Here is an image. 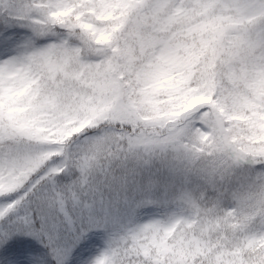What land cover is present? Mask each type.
I'll use <instances>...</instances> for the list:
<instances>
[{"label":"snow or ice","instance_id":"snow-or-ice-1","mask_svg":"<svg viewBox=\"0 0 264 264\" xmlns=\"http://www.w3.org/2000/svg\"><path fill=\"white\" fill-rule=\"evenodd\" d=\"M0 38L2 252L264 264V0H0Z\"/></svg>","mask_w":264,"mask_h":264},{"label":"rangeland","instance_id":"rangeland-1","mask_svg":"<svg viewBox=\"0 0 264 264\" xmlns=\"http://www.w3.org/2000/svg\"><path fill=\"white\" fill-rule=\"evenodd\" d=\"M3 47H4V44H3L2 38H0V50H2ZM163 211L164 210L162 208L148 206V207L140 209L139 215L141 219L147 220L149 218L159 217L163 213ZM90 239L95 240L96 243H90L89 240H86L82 242L81 248L78 249L77 252L73 253L75 264H78L80 260L88 259L91 256H94L97 253V251L101 247H103V234L102 233H97L95 235L90 234ZM35 258L37 257L32 256L31 254H26V256L23 257V259L28 260L30 264H33ZM0 261H2L3 264H21V258L11 261L10 259L3 258L0 256Z\"/></svg>","mask_w":264,"mask_h":264},{"label":"trees","instance_id":"trees-1","mask_svg":"<svg viewBox=\"0 0 264 264\" xmlns=\"http://www.w3.org/2000/svg\"><path fill=\"white\" fill-rule=\"evenodd\" d=\"M35 247H36V251L28 254H31L32 256H35L37 258L46 256V250L42 246L35 244ZM0 256L3 258L10 259L11 261L18 259V258H13L12 255L9 253L2 252V250L0 251ZM0 264H3V262L0 261Z\"/></svg>","mask_w":264,"mask_h":264}]
</instances>
